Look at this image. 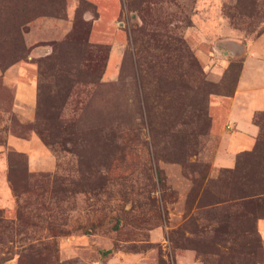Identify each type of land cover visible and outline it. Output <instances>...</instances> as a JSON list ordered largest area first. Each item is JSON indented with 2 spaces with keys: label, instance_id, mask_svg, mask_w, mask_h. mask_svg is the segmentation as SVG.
Returning a JSON list of instances; mask_svg holds the SVG:
<instances>
[{
  "label": "rangeland",
  "instance_id": "374dc122",
  "mask_svg": "<svg viewBox=\"0 0 264 264\" xmlns=\"http://www.w3.org/2000/svg\"><path fill=\"white\" fill-rule=\"evenodd\" d=\"M96 13L0 0V264H264V116L215 163L264 0H120L112 25ZM9 68L35 85L28 111ZM11 137L49 160L29 170Z\"/></svg>",
  "mask_w": 264,
  "mask_h": 264
},
{
  "label": "crops",
  "instance_id": "0c3cea01",
  "mask_svg": "<svg viewBox=\"0 0 264 264\" xmlns=\"http://www.w3.org/2000/svg\"><path fill=\"white\" fill-rule=\"evenodd\" d=\"M86 1L97 8V17L95 20L93 19V22L100 21L111 25L114 23L120 8V0ZM225 42L229 46L233 44L230 41ZM243 46L245 52L240 60L235 89L228 97L229 106L226 111L233 130L229 133H220L221 148L215 154V163L224 166L232 164L233 155L237 150L248 148L253 144L257 127L251 123L250 118L255 111L264 110V32L246 39ZM222 52L226 53L228 57L234 55L229 47ZM2 77L3 82L6 85H11L13 89V107L28 111L29 103L34 102V83L19 80L17 76L13 75L10 68L5 70ZM16 139L20 138L11 137V145L26 154L29 170H39L42 167L41 161L45 159L46 163L49 160L43 150V145L37 138ZM3 184L6 186L5 180H3ZM5 189L7 190V187Z\"/></svg>",
  "mask_w": 264,
  "mask_h": 264
},
{
  "label": "trees",
  "instance_id": "16d2710c",
  "mask_svg": "<svg viewBox=\"0 0 264 264\" xmlns=\"http://www.w3.org/2000/svg\"><path fill=\"white\" fill-rule=\"evenodd\" d=\"M260 116H264V111H257L254 115H253V119L255 118H257V117H260ZM256 145V144H255ZM246 152V151H245ZM251 153V152H250ZM20 157H23L24 158V156H23V154H20L19 155ZM236 162H237V160H236ZM30 176V175H29ZM9 181V183H10V180H8ZM257 186H258V190H256V191H254V193L253 194H255V195H257V200L260 202V201H264V197H263V195H264V174L263 175H261L260 176V178H259V181L257 182ZM14 189V188H13ZM253 229H254V226H253V224L252 225H250V227H248V228H246V230H248V233H251L252 231H253Z\"/></svg>",
  "mask_w": 264,
  "mask_h": 264
}]
</instances>
